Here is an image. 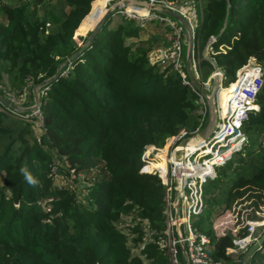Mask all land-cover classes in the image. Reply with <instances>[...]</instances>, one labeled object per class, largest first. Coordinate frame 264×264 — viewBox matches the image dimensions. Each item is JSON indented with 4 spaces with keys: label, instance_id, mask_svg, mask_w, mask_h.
Listing matches in <instances>:
<instances>
[{
    "label": "trees",
    "instance_id": "trees-1",
    "mask_svg": "<svg viewBox=\"0 0 264 264\" xmlns=\"http://www.w3.org/2000/svg\"><path fill=\"white\" fill-rule=\"evenodd\" d=\"M48 1L0 3V80L5 74L10 92L21 91L29 80L35 84L52 77L82 48L94 25L87 27L88 22L109 0H57L63 5L58 13L39 16L36 8ZM200 17L194 51L200 67L209 68L203 79L214 70L201 55L212 36L206 51L223 73V86L250 57L263 74L259 111H250L243 125L248 142L205 184V206L195 223L210 236L212 257L229 260L225 250L233 236H214L213 206L221 203L226 210L243 198L257 207L264 196V0H203ZM141 29L132 19L114 22L110 16L81 53L61 67L41 97L40 143L32 124L20 125L0 101V264H169L164 249L141 241L140 222L163 226V185L156 174L139 173L141 154L146 144L162 145L180 127H197L200 104L197 92L171 65L150 63V41L127 42L139 38ZM156 37L165 47L171 44L168 37ZM0 95L6 96L1 88ZM231 95L221 99V115ZM54 155H65L85 173L83 197L53 186ZM216 183L225 186L220 201L211 186ZM47 196L55 197L51 213L37 205ZM124 216L136 222L127 232L118 226ZM130 233H137L132 246Z\"/></svg>",
    "mask_w": 264,
    "mask_h": 264
},
{
    "label": "built area",
    "instance_id": "built-area-1",
    "mask_svg": "<svg viewBox=\"0 0 264 264\" xmlns=\"http://www.w3.org/2000/svg\"><path fill=\"white\" fill-rule=\"evenodd\" d=\"M109 1L116 3L114 12L118 13L120 17L134 20L139 27L144 28L148 22L157 21L163 22L172 30L171 37H169L171 44L168 47L154 49L150 52L149 61L152 64L158 63L162 66L171 65L180 73L182 83L196 91L199 96L200 108L197 127L193 130L180 127L176 133L168 136L162 145L149 143L143 148L139 173L156 174L163 185V226L157 229L149 227L146 221L140 222L141 241L164 249L169 264H181L177 257L180 249L186 264H241L244 253L260 235L256 233L257 228L264 226V221L260 219L258 206H253L246 211L247 209L243 208L245 204L235 201L232 209H226L220 217L212 221L211 228L215 237L225 233H231L233 236L232 245L225 250V254L230 257L229 260L212 257L210 251L213 249V244L210 236L193 226L192 219L198 217L205 206L204 186L216 177L217 167L225 165L233 155L242 151L248 142V137L243 131V125L250 111H259L256 98L263 85L261 65L254 57H250L236 71L235 79L227 86H223V73L218 67L206 79H203L200 57L195 54L193 49L191 71L206 90H209L212 83L215 82L219 84V87L225 88H229L232 83L235 85L231 97L226 102L224 115L220 114L221 108L218 101H214L216 121L211 133L207 137H203L201 131L208 119V108L188 78L184 69L185 65L182 62V50L184 44L187 48L188 35L178 20L165 13L166 11L176 12L185 19L192 31L194 42L195 31L201 20L200 12L203 0ZM124 1H126L125 4ZM138 10H143V12L140 13ZM48 25L49 23H46V26ZM205 51L201 53L203 58L206 57ZM33 86L32 81L29 80L17 93L10 92L3 86L0 88L5 93V98L17 106L32 107L30 111H18L6 105L5 111L15 118L29 121L35 129L36 141L40 143L41 134L44 133V118L40 110L41 97L45 95L48 87L47 85L39 87L36 105L34 98L27 105L29 93ZM197 135L203 137V142L199 147L192 150L188 148L187 144L189 139ZM158 161L164 163L163 168L153 166ZM50 171L54 187L58 189L68 187L75 192L76 196H79L78 182L83 181L84 184L83 175L68 163L65 155L53 157ZM177 199L178 211L176 210ZM54 200V196H47L40 199L37 205L42 211L51 213ZM250 213H253V216H250ZM47 221L51 222L49 219ZM241 229H246L244 235L240 234ZM136 234L130 233V238L135 237ZM130 245L132 246L133 243ZM255 251H259L263 255L259 264H264L263 244ZM254 252L251 253L247 264H249Z\"/></svg>",
    "mask_w": 264,
    "mask_h": 264
},
{
    "label": "rangeland",
    "instance_id": "rangeland-1",
    "mask_svg": "<svg viewBox=\"0 0 264 264\" xmlns=\"http://www.w3.org/2000/svg\"><path fill=\"white\" fill-rule=\"evenodd\" d=\"M17 1L18 0H0V3L4 2V3H8V4H14ZM112 5H113V1H109L106 5H104V8H101L98 5L97 10H96V15L91 18V20L87 24V27L90 26V25H93V24L95 25V23L104 15V13L107 11V9L110 8ZM61 7H63V5L61 3H59L57 0H49L47 2V6H44V7L38 6L36 9H37V13H38L39 16H44V14L46 12L50 11V10H53V12L58 13L59 10L61 9ZM65 10H68V8H65ZM111 18H112V21H114V22L115 21H119L121 19L120 15L118 13H116V12H114L112 14ZM0 19H1V14H0ZM51 25H53V24H51ZM94 25H93V27H94ZM89 32L90 31H88L87 33H89ZM87 33H86V35H87ZM171 34H172V30L169 29L163 22H157V21L148 22L146 24V26L143 29L140 30L139 38H137V39H129L127 42L135 44V43H138L139 40H147V41H150L154 45V49L156 50V49H160V48H165V45L162 42H160V41L156 42L154 40L155 38H157L156 36H158V37H168L167 39H169V37H171ZM82 36H85V35H82ZM148 39H152V40H148ZM154 49L152 51H154ZM186 50H187V48L183 46L182 62L184 63V65H185V59H186V58L184 59V55L186 53ZM206 50H208V49H206ZM205 56L210 58L208 51H205ZM185 57H186V55H185ZM201 72H202L203 75L207 74L209 72V68L206 65H203V67L201 68ZM222 79H223V77H222ZM37 84L38 83H35L34 86L37 85ZM0 85L4 86L8 90L11 88L10 84L7 81V77H6L5 74H2V77H1V80H0ZM213 87H214V83H212V85H211V87L209 88L208 91L209 92L212 91ZM219 92H223L222 88L219 90ZM29 94H30V96H29ZM29 94H28L29 100L26 103L27 105L29 104L30 101H33V98H34L32 91ZM23 123H24V121L21 120L20 121V125L23 124ZM31 130H32L33 134L36 133L35 129L33 128L32 125H31ZM0 147H1V145H0ZM197 147H199V146L191 147L190 149L194 150ZM80 174L83 175V179H84L85 178V173L84 172H80ZM86 185L87 184H85V183L83 184V181H79L78 182V187L79 188H78L77 191H78V195H79L78 197L79 198L83 197V195L86 193L85 189H84V187ZM211 186L215 190V193L218 194V199L220 201L221 200L220 196L224 193L225 186L221 185L219 183H216V184H213V185L211 184ZM236 201L241 202L242 204H245L243 208L247 209L246 211H248V209H251V207H252V206L249 205L248 200H243V198H239ZM233 205H234V203H233ZM258 209H259V213H260V219H261V221H264V196L259 200ZM224 211L225 210H223V204L219 203L218 205H214L213 206V213L211 215V222L214 219H216L217 217H220L221 213H223ZM246 213H248V212H246ZM134 220L135 219L133 218V216H124V217H122V220L118 224V226H119V228L124 229L125 232H127L128 231L127 228L132 227L136 223V222H133ZM196 220H197V217H193V219H192V225L193 226H196L195 225ZM136 221H139V220H136ZM233 222H234V220H233ZM231 224H234V223H231ZM263 232H264V226H260L256 230V233H258V234H262ZM184 235H185V233H184ZM128 237H129V241L128 242L131 244L132 242L130 241V239H131L130 238L131 237L130 234L128 235ZM177 257H178V260H179V262L181 264H186V260H185V257L183 255L181 249H180ZM262 258H263V255L259 251H255L253 253L252 258L249 260V264H259V262L262 260Z\"/></svg>",
    "mask_w": 264,
    "mask_h": 264
},
{
    "label": "water",
    "instance_id": "water-1",
    "mask_svg": "<svg viewBox=\"0 0 264 264\" xmlns=\"http://www.w3.org/2000/svg\"><path fill=\"white\" fill-rule=\"evenodd\" d=\"M125 3H126V1H124V4ZM115 7H116V3L113 2V5L107 9V11L104 13V15L95 23L94 27L90 30V35L88 36V38H87L86 42L84 43V45L82 46V48L79 49L72 56L68 57L64 62L59 64L55 74L52 77H50L46 80H43V81L39 82L37 85L33 86L32 93H33V97L35 99V105H36V102L38 101V93H37L38 88L45 86V85H48L52 80H55L60 74L61 67L69 64L75 56H77L78 54L81 53L83 48H85L90 43L94 34L100 28L101 24L107 18L112 16V14L114 13ZM90 10H91V8H90ZM90 10H89V12H90ZM165 13L168 14L169 16L175 18L176 20H178L182 24V26L184 27V29L186 30V33L188 35L187 36V50H186V57H185L186 58L185 59V72H186L188 78L190 79V81L192 82L193 86L195 87V89L198 91V93L201 95L203 100L206 102V105L208 108V119H207V122H206L204 128L201 131V134L203 137H207L211 133V131L214 127L215 121H216V107H215L214 101H216V98H217V90L219 88V84L217 82H215L212 91L209 92L208 90H206L202 86L200 81L194 76V74L191 71V63H192V59H193V49H194L192 31L189 29V27L187 25V21L185 19H183L178 13L170 12V11H166ZM224 26H225V23H224L223 27L221 28L220 32L223 30ZM214 39H215V37H213V36L209 38L207 44L205 45L204 50H206L208 48V45L211 42H213ZM204 59H207L212 64L214 70L218 69L214 60H212L209 57H204ZM0 101L3 104L9 106L11 109H15L18 111H22V110L23 111H30L32 109V107H24V108L19 107L1 95H0ZM176 198H177V196H176ZM176 210L178 211V199L176 200ZM263 243H264V232L259 235L258 239L253 243V245H251L247 249V251L244 253V255L242 257L241 264H247V261L250 258L251 253L254 252V250L257 249L259 246H261Z\"/></svg>",
    "mask_w": 264,
    "mask_h": 264
},
{
    "label": "bare ground",
    "instance_id": "bare-ground-1",
    "mask_svg": "<svg viewBox=\"0 0 264 264\" xmlns=\"http://www.w3.org/2000/svg\"><path fill=\"white\" fill-rule=\"evenodd\" d=\"M138 12L142 13L143 10H138ZM234 86H235L234 83H232V85L229 88L228 87L225 88L223 86L222 87H219L220 89L222 88V91H223L222 92V95L220 96V101H221V99H223L225 97V95L227 93L234 91ZM219 88L217 90V98H216V101H218L219 107L222 108L221 103L219 101V93H220L219 92V90H220ZM202 142H203V137L200 136V135H197V136H194L193 138L189 139L187 146H188V148L195 147V146H199L200 144H202Z\"/></svg>",
    "mask_w": 264,
    "mask_h": 264
},
{
    "label": "clouds",
    "instance_id": "clouds-1",
    "mask_svg": "<svg viewBox=\"0 0 264 264\" xmlns=\"http://www.w3.org/2000/svg\"><path fill=\"white\" fill-rule=\"evenodd\" d=\"M22 174L25 176V178L28 180L29 183L35 184L36 181L33 179L32 175L28 172L26 168L21 169Z\"/></svg>",
    "mask_w": 264,
    "mask_h": 264
}]
</instances>
